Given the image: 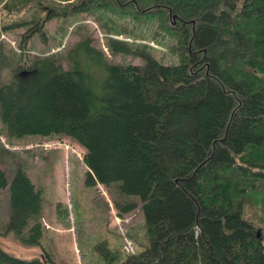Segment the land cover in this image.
Masks as SVG:
<instances>
[{"label":"trees","instance_id":"1","mask_svg":"<svg viewBox=\"0 0 264 264\" xmlns=\"http://www.w3.org/2000/svg\"><path fill=\"white\" fill-rule=\"evenodd\" d=\"M36 1L0 0L8 15L36 2L22 21L30 26L19 61L0 50L13 71L0 83V127L12 138L73 139L85 148L86 184L111 188L118 218L140 203L147 245L127 254L102 241L95 249L103 264H264V0H61L44 15ZM101 10L156 21L174 38L177 63L110 37L109 53L142 60L112 63L85 37L22 65L45 22ZM2 190L6 234L39 247L43 197L23 166L11 178L0 167ZM57 213L67 219L66 208ZM0 264L56 263L0 247Z\"/></svg>","mask_w":264,"mask_h":264},{"label":"rangeland","instance_id":"2","mask_svg":"<svg viewBox=\"0 0 264 264\" xmlns=\"http://www.w3.org/2000/svg\"><path fill=\"white\" fill-rule=\"evenodd\" d=\"M36 1V0H35ZM43 13L46 7L61 0H40ZM44 1V2H43ZM37 2V1H36ZM31 4L27 11L8 15L0 9V50L8 58L19 61L18 49L21 35L30 26L29 20L36 9ZM63 3V1L61 2ZM44 15V14H43ZM45 36L35 33L26 43L23 66L37 57L65 53L74 43L90 37L95 47L101 49L108 60L117 64H141L136 55H112L106 48L107 38L124 40L133 48L150 52L164 64L177 63L174 38L159 30L154 20H133L108 10L80 13L54 18L44 23ZM14 56H13V55ZM15 54L17 56H15ZM3 59V58H2ZM5 63V62H4ZM68 67L66 60L63 62ZM12 69L0 59V83L7 82ZM85 148L64 135L8 137L0 127V167L11 178L16 165L25 169L43 197L41 224L45 235L39 247H24L5 226L9 215L7 190L0 191V247L6 253L23 260L41 259L44 254L56 264H103L95 245L106 241L111 249L127 254H138L147 245L144 219L140 203L132 212L117 217L113 206L111 188L102 184H86L87 167L82 157ZM57 206L67 209V219L59 216ZM259 206V215L262 217ZM256 224V231L262 229Z\"/></svg>","mask_w":264,"mask_h":264},{"label":"water","instance_id":"3","mask_svg":"<svg viewBox=\"0 0 264 264\" xmlns=\"http://www.w3.org/2000/svg\"><path fill=\"white\" fill-rule=\"evenodd\" d=\"M259 235H260V232H257V236L259 237Z\"/></svg>","mask_w":264,"mask_h":264}]
</instances>
